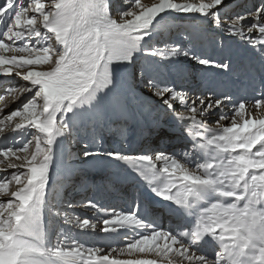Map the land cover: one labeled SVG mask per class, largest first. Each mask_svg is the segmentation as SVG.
<instances>
[{"label":"snow or ice","instance_id":"1","mask_svg":"<svg viewBox=\"0 0 264 264\" xmlns=\"http://www.w3.org/2000/svg\"><path fill=\"white\" fill-rule=\"evenodd\" d=\"M0 141V264H264V0H0Z\"/></svg>","mask_w":264,"mask_h":264},{"label":"bare ground","instance_id":"2","mask_svg":"<svg viewBox=\"0 0 264 264\" xmlns=\"http://www.w3.org/2000/svg\"><path fill=\"white\" fill-rule=\"evenodd\" d=\"M145 136H146V133H145ZM135 139H136L137 142H139L141 139H143V137L137 135V136L135 137ZM2 143H3V142H2ZM72 162L75 163L76 161L73 160ZM90 176H92V177L96 176V171H95V170H92V172L90 173ZM76 183L78 184V183H79V180H76ZM69 188H70V186H69ZM69 188H66L67 191L69 190ZM66 189H65V190H66ZM76 198H80V193H77V194H76ZM106 200L109 201V202L116 203L117 206H121V205L123 204V201L120 200V198H119L116 194H112V195L108 196V197L106 198ZM79 212H80V214H81L82 216L91 217V216L94 215V213H93L91 210L80 209ZM81 212H83V213H81Z\"/></svg>","mask_w":264,"mask_h":264},{"label":"rangeland","instance_id":"3","mask_svg":"<svg viewBox=\"0 0 264 264\" xmlns=\"http://www.w3.org/2000/svg\"><path fill=\"white\" fill-rule=\"evenodd\" d=\"M145 2H147V0H145ZM0 145H2V141H0ZM76 163V162H75ZM79 184V183H78ZM65 192H67V189L65 190ZM85 192H86V194H88V195H91L92 194V188H91V186L89 185V186H87L86 188H85ZM81 213H83V212H81Z\"/></svg>","mask_w":264,"mask_h":264}]
</instances>
